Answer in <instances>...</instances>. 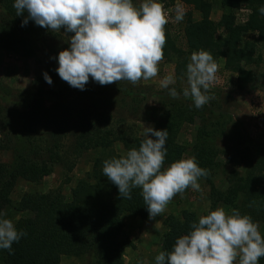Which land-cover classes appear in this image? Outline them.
Returning a JSON list of instances; mask_svg holds the SVG:
<instances>
[{
    "label": "trees",
    "instance_id": "trees-1",
    "mask_svg": "<svg viewBox=\"0 0 264 264\" xmlns=\"http://www.w3.org/2000/svg\"><path fill=\"white\" fill-rule=\"evenodd\" d=\"M193 1L202 12L203 19L192 22L187 28L190 45L198 50L203 48L209 51L216 59L220 56L224 57L225 65L238 72L239 87L252 82L257 75L251 73L245 66L249 64L257 66L262 61L256 42H264V15L258 11L259 7L264 6V0H243L249 1L252 8L249 19L244 25H234V16L228 12V9L233 10L237 7L241 0H220L222 6L227 9L219 21V24L226 29V34H222L219 41L215 42H213V32L216 27L209 19L211 3L207 0ZM13 3L14 0H0V44L8 43L4 47H20L23 44L26 47L25 53H33L35 44L32 40L36 38L42 40L43 34L40 35L37 27L30 21L26 26H21L24 16H16ZM246 30L256 32L254 41H244L243 45L239 46L242 42L241 33ZM165 48L175 50L173 41L168 37ZM256 51L257 55H255ZM178 65L180 66V63ZM179 68L177 67V70ZM99 88L87 86L85 90L76 89L58 77L48 91L52 98L50 105H44V102L40 101L29 110L28 114L36 109L42 111L36 112L35 116L40 114V122H44L50 129V134H65L67 127L75 129L74 144L78 148L77 155H79L83 149L104 142L103 136H97L99 131L106 129L99 125L100 116L103 114L90 111L89 107H81L84 103L83 99L100 93ZM122 95V100L127 102L123 105H130L135 109H139L138 106L142 105L146 118L153 121L157 130L167 129L165 166L180 159L184 151L183 145L177 142L176 133L177 125L181 120L193 122L197 119L203 123L197 128L193 156L202 168L208 170L205 178L212 175L214 166L217 165L215 163L217 153H224L228 162L235 158L243 160L248 157L249 167H245L241 175H237L234 170L230 171L229 183L225 188H216L211 184L213 202H220L231 209H239L242 214L248 213L254 220L264 215L263 148L255 147V155L253 154L255 158L247 145L232 147V152L219 150L216 136L204 125L206 113L211 112L212 108L205 104L197 109L192 100L185 99L183 94L179 99H173L166 92L156 105L147 106H145V98H140L131 89L124 90ZM61 109L63 114L66 113L64 121L61 119ZM70 114L78 118L70 121ZM8 121L9 119H4L0 123L2 134L0 147L10 151L12 156L11 161L0 162V211L11 204L10 192L20 176L28 180H39L51 170L54 161L62 160V155L59 156L55 150L59 143H39L36 137L29 136L28 127H24L21 136H17L20 139L13 140ZM38 122L33 121V123ZM1 127L8 129L5 131ZM121 140L129 150L133 147L138 148L142 139L123 136ZM106 144L107 141L104 142V145ZM90 174L91 177L96 178L95 181L79 180L71 190L70 201H65L57 191L26 193L21 197L17 209L30 211L32 214L20 217L16 227L18 230L26 231L27 236L12 245L14 254L10 255L7 250H0V258L4 264H59L60 256L63 254L84 255L87 259L86 264H123L122 251L126 240L121 237L123 228L121 216L124 213L141 217L147 214L146 205L140 195L141 190L133 189L132 198L123 199L119 196L117 186L107 177L101 178L100 172L95 170L88 175ZM192 222L194 219L190 216L182 222L172 218L167 223L168 230L163 235L162 251H171L175 240L190 231ZM261 260L263 264L264 258H260L259 262Z\"/></svg>",
    "mask_w": 264,
    "mask_h": 264
},
{
    "label": "rangeland",
    "instance_id": "rangeland-1",
    "mask_svg": "<svg viewBox=\"0 0 264 264\" xmlns=\"http://www.w3.org/2000/svg\"><path fill=\"white\" fill-rule=\"evenodd\" d=\"M207 1L211 3L209 19L216 27L213 32V42H215L219 41L222 34H226V29L219 24V21L227 9L222 6L220 0ZM133 2L138 5L141 0H133ZM159 2L168 20L165 26L166 37L173 41L175 50L165 48L163 60L158 65V75L148 80L142 79L136 85L122 80L118 84L101 86L90 78L85 87H100L101 91L88 99H83L84 103L81 107H89L90 111L103 114L100 116L99 125L106 129L99 131L97 136H103V141H107V144L104 145L103 142L95 147L83 149L79 155H77L78 148L74 144L75 129L67 127L65 134H50V129L44 122H40V114L35 116L36 112L42 111L36 109L28 114L29 110L40 101H43L44 105H50L52 98L48 91L59 77L55 71L58 67L55 58L61 50L69 47V38L73 33H65L63 28L60 32L54 33L29 20L37 27L38 33L43 34L42 40L41 38L32 40L35 44L33 53H25L26 47L23 44L20 47H4L8 43L0 44V123L4 119H9L8 127L13 140L20 139L17 136H21L24 127H28L29 136L36 137L39 143H59L55 150L59 156L62 155V160L54 161L51 170L41 179L28 180L22 176L17 179L10 192L11 204L3 210L6 218L11 219L15 225L20 217L32 214L30 211L17 209L19 200L24 194L57 191L65 201H70L71 190L79 180L94 182L96 178L91 177L92 174L88 175L94 170L100 172L101 178H105L102 173L103 161L116 155H123L128 150L122 143L121 137L132 136L143 139L144 127L155 128L153 121L146 118L142 105L138 106L139 109L123 105L127 103L122 100L124 90L131 89L140 98H145V106L156 105L166 92L169 93L170 88H175L182 95L183 89L187 87L186 65L191 53L198 51L190 45L187 28L192 22L203 19L202 12L193 0H159ZM251 10L250 2L241 0L237 7L233 10L228 9V12L234 16V25H244L249 19ZM177 15L182 16V20L177 21ZM255 36L256 32L243 31L239 46H242L244 41H254ZM256 46L261 52L262 61L257 66L249 64L245 67L257 76L252 82L240 87L237 82L238 72L225 65L224 57L220 56L216 59L213 56L218 71L207 93L211 97L207 105L212 111L206 113L204 125L207 130L213 131L219 150L232 152V147L247 145L253 155L256 146L264 149V42H256ZM179 63L180 66H177ZM177 67H180L179 70ZM45 72L51 77V84L44 79ZM169 77L174 83H170L168 88H165L163 85ZM65 114L61 109L60 115L63 121ZM69 117L70 121L78 118L73 114ZM33 121L39 122L33 123ZM201 124L203 123L195 119L193 122L181 120L177 125V142L184 147L181 157L193 156L197 128ZM3 129L6 131L8 128ZM1 136L0 133V144ZM11 157L10 151L0 147V162L11 161ZM215 161L217 165L214 166L212 175L199 180L202 191L187 189L183 198L180 195L174 197L165 212L155 219H149L148 212L144 217L130 213L121 216L123 224L121 237L126 240L122 251L123 264H155V256L162 251L163 235L168 230L167 223L172 218L182 222L190 216L194 221H198L200 215L207 214L208 210H215L218 205H223L225 210L230 212V207L220 202H213L211 184L216 188H225L229 183L230 171L234 170L237 175H241L244 168L249 167L248 157L243 160L235 158L228 162L224 153H217ZM69 166H72L71 169L68 168ZM253 221L259 223V230L264 236V215ZM86 263V257L80 254H63L59 260V264ZM261 263L262 260L259 264ZM0 264H4L1 258Z\"/></svg>",
    "mask_w": 264,
    "mask_h": 264
},
{
    "label": "clouds",
    "instance_id": "clouds-1",
    "mask_svg": "<svg viewBox=\"0 0 264 264\" xmlns=\"http://www.w3.org/2000/svg\"><path fill=\"white\" fill-rule=\"evenodd\" d=\"M13 7L16 16H24L22 27L31 20L54 33L61 28L73 33L69 47L55 58V71L73 88L85 90L90 78L101 86L122 80L136 85L158 75L168 23L159 0H141L138 5L133 0H14ZM258 11L264 15V6ZM217 71L209 51L201 48L191 53L182 94L197 109L209 103L207 93ZM43 75L51 84L47 72ZM170 83H174L171 77L163 87ZM169 95L180 98L175 88L169 89ZM167 136V129L144 127L138 148L105 159L102 165L103 176L117 186L123 199H131L133 189L141 190L149 219L164 213L174 197L183 198L187 189L202 191L199 180L208 175L194 156L165 166ZM259 228L249 214L236 208L229 212L218 205L192 222L190 231L175 240L171 251H160L155 264H259L264 258V236ZM26 236L0 211V250L14 254L12 245Z\"/></svg>",
    "mask_w": 264,
    "mask_h": 264
}]
</instances>
